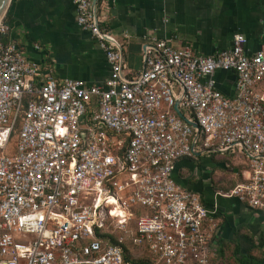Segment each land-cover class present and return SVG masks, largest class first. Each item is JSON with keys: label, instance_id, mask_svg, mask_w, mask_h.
<instances>
[{"label": "built area", "instance_id": "built-area-1", "mask_svg": "<svg viewBox=\"0 0 264 264\" xmlns=\"http://www.w3.org/2000/svg\"><path fill=\"white\" fill-rule=\"evenodd\" d=\"M94 1L73 0L111 66L102 85L44 74L0 21V264H219L215 211L175 169L244 158L215 195L264 216V46L235 35L204 56L151 37L129 74ZM218 71L236 75L232 97Z\"/></svg>", "mask_w": 264, "mask_h": 264}, {"label": "crops", "instance_id": "crops-1", "mask_svg": "<svg viewBox=\"0 0 264 264\" xmlns=\"http://www.w3.org/2000/svg\"><path fill=\"white\" fill-rule=\"evenodd\" d=\"M98 8L106 12L105 25L123 47L129 74L141 69L144 40L151 37L176 47L188 46L204 56L229 50L235 35L247 39L249 54L264 46V0H99ZM5 19L11 27L8 40L21 43L27 56L44 67V74L88 85L110 79L106 55L91 34L79 27L73 0H12ZM214 79L219 91L234 95V73L218 71ZM217 166L209 175L204 169L195 171L203 165L182 160L175 178L215 211L214 235L219 245L241 241L246 232L257 231L264 225V216L236 199L216 197L223 190L215 182L224 180Z\"/></svg>", "mask_w": 264, "mask_h": 264}, {"label": "rangeland", "instance_id": "rangeland-1", "mask_svg": "<svg viewBox=\"0 0 264 264\" xmlns=\"http://www.w3.org/2000/svg\"><path fill=\"white\" fill-rule=\"evenodd\" d=\"M8 150L11 152L14 150L13 142L11 143L10 148ZM204 161L201 163L203 167H199L197 170L195 169V171L198 172L204 169L209 175H211L212 168L214 164L217 163L218 169L224 175L223 181H220L219 183L215 182V186H217L218 190L222 189L223 191H227L228 189H230L231 187L239 183L240 180L242 179L241 176L239 175L236 176V174H234L235 172H240V170H243L242 165L246 163L244 158L240 156H218L217 162L212 161V159L204 160ZM236 167H239L240 170L236 169ZM216 180H219L218 175H216ZM261 231H264V225H259V229L257 231L251 230L250 232L245 233L246 236H250L252 238H254V235H255L254 240H255V243H257L256 245L257 248L252 251V255L259 259L264 258V245L262 243H258V240H259L258 234ZM225 244H226L225 247L222 245V248H224V250H223V254L219 255V264H238L236 260L234 259V255H233L234 244L232 242H227Z\"/></svg>", "mask_w": 264, "mask_h": 264}, {"label": "trees", "instance_id": "trees-1", "mask_svg": "<svg viewBox=\"0 0 264 264\" xmlns=\"http://www.w3.org/2000/svg\"><path fill=\"white\" fill-rule=\"evenodd\" d=\"M259 240L258 243H262L264 245V231H261L259 234ZM255 238V235H254ZM254 238L250 236H244L243 240L241 241H231L234 244L233 249V255L234 259L238 264H264V258L259 259L252 255V251L257 248V243H255ZM225 243L221 241V248L219 246V254H223L224 248H222V245L225 247Z\"/></svg>", "mask_w": 264, "mask_h": 264}, {"label": "water", "instance_id": "water-1", "mask_svg": "<svg viewBox=\"0 0 264 264\" xmlns=\"http://www.w3.org/2000/svg\"><path fill=\"white\" fill-rule=\"evenodd\" d=\"M99 0H95V7L97 6ZM12 0H0V21L4 18L8 9L10 7ZM123 51V50H122Z\"/></svg>", "mask_w": 264, "mask_h": 264}]
</instances>
